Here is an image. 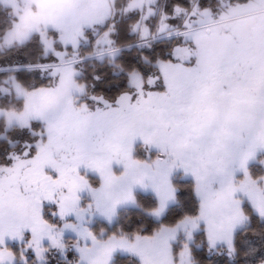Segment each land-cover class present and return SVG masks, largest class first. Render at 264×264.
Listing matches in <instances>:
<instances>
[{"label": "snow or ice", "instance_id": "snow-or-ice-1", "mask_svg": "<svg viewBox=\"0 0 264 264\" xmlns=\"http://www.w3.org/2000/svg\"><path fill=\"white\" fill-rule=\"evenodd\" d=\"M0 264H264V0H0Z\"/></svg>", "mask_w": 264, "mask_h": 264}]
</instances>
